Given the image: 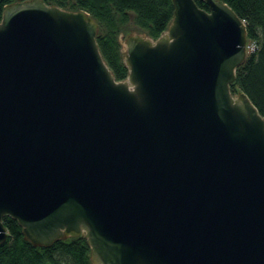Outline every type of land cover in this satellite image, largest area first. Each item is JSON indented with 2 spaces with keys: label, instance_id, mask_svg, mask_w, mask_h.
Returning <instances> with one entry per match:
<instances>
[{
  "label": "water",
  "instance_id": "95a60500",
  "mask_svg": "<svg viewBox=\"0 0 264 264\" xmlns=\"http://www.w3.org/2000/svg\"><path fill=\"white\" fill-rule=\"evenodd\" d=\"M172 0L125 38L116 80L96 20L44 0L0 20V244L84 233L92 264H264V117L233 94L246 28L221 0Z\"/></svg>",
  "mask_w": 264,
  "mask_h": 264
},
{
  "label": "trees",
  "instance_id": "16d2710c",
  "mask_svg": "<svg viewBox=\"0 0 264 264\" xmlns=\"http://www.w3.org/2000/svg\"><path fill=\"white\" fill-rule=\"evenodd\" d=\"M18 0H0V20L4 6ZM243 20L246 28L244 60L236 67L230 90L243 92L264 117V0H221ZM71 10H84L97 22L96 42L99 51L116 80L128 75L120 41L122 32L133 26L139 33L157 38L173 17L172 0H44ZM208 9L205 1L196 0ZM7 230L0 244V264H92L90 246L84 233L63 236L48 246L34 245L24 237L16 219L5 216Z\"/></svg>",
  "mask_w": 264,
  "mask_h": 264
},
{
  "label": "rangeland",
  "instance_id": "374dc122",
  "mask_svg": "<svg viewBox=\"0 0 264 264\" xmlns=\"http://www.w3.org/2000/svg\"><path fill=\"white\" fill-rule=\"evenodd\" d=\"M127 31H128V33H124V32H122L121 34H120V41H121V45H122V51H123V58H124V56H125V54H126V45H125V38H126V36L128 35V34H131V33H135V32H138V30H136V28L135 27H133V26H128L127 27ZM139 33V32H138Z\"/></svg>",
  "mask_w": 264,
  "mask_h": 264
},
{
  "label": "built area",
  "instance_id": "2783aa9c",
  "mask_svg": "<svg viewBox=\"0 0 264 264\" xmlns=\"http://www.w3.org/2000/svg\"><path fill=\"white\" fill-rule=\"evenodd\" d=\"M252 48V46L250 45H246V49Z\"/></svg>",
  "mask_w": 264,
  "mask_h": 264
}]
</instances>
